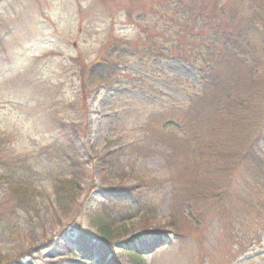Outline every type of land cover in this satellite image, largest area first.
<instances>
[{
	"label": "rangeland",
	"instance_id": "rangeland-1",
	"mask_svg": "<svg viewBox=\"0 0 264 264\" xmlns=\"http://www.w3.org/2000/svg\"><path fill=\"white\" fill-rule=\"evenodd\" d=\"M175 4L196 12L202 6L208 17L217 12L215 0H0V136L9 155L37 164L44 193L34 211L15 210L7 184L0 182V219L9 221L0 224L1 263L16 254L10 264H93L66 241L79 228L96 238L105 234L123 264H264L262 221L244 219L242 169L234 171L237 180L222 201L204 205L198 225L186 221L176 231L169 226L174 205L185 190L200 186L175 161L185 150L183 141L176 135L148 138L149 147L135 149L153 127L152 114L184 108L202 90L199 67L178 54L185 39ZM114 49L132 54L119 70ZM94 64L101 65L98 72L114 74L88 84ZM67 155L86 163L77 205L68 213L56 205L50 187V176L66 168ZM112 165L128 176L115 177ZM216 170L219 181L223 174ZM137 176L157 179L148 188ZM203 181L202 174L197 182ZM118 189L140 193L155 212L115 205ZM244 232L261 234L245 253ZM129 240L152 248L130 252Z\"/></svg>",
	"mask_w": 264,
	"mask_h": 264
},
{
	"label": "trees",
	"instance_id": "trees-1",
	"mask_svg": "<svg viewBox=\"0 0 264 264\" xmlns=\"http://www.w3.org/2000/svg\"><path fill=\"white\" fill-rule=\"evenodd\" d=\"M215 1L217 12L211 17L203 13L205 8L202 6H198L197 12L184 5L175 4L173 7L179 9L175 17L185 39L184 45L179 46L178 54L199 67L202 90L196 92L184 108L173 105L152 114L148 118L149 127H158L146 130L145 136L134 145L138 151L139 147L150 146L146 143L148 138L169 140L172 135L183 141L185 150L175 161L190 169L194 174L193 185L200 186L198 190H185L180 203L174 205L169 219L171 228L179 231L186 221L198 225L204 205L211 200L222 201L223 192L237 180L234 171L242 169L244 187H247L244 190V219L251 218L249 222L255 224L262 221L260 225L264 231V219L259 221V218H264V0ZM112 53L118 70L126 64L125 59L132 57L125 49H114ZM100 66H91L88 84L100 83L114 74L98 72ZM173 112H181L182 117L175 118ZM2 139L0 136V182L8 186L10 202L15 206L13 209L34 211L38 200L44 198L39 184L42 172L27 157L9 155ZM169 145L165 143L166 147ZM65 163L63 171H55L50 176V187L56 205L68 213L77 205V195L85 181L86 163L71 155L65 157ZM205 167L210 168L207 174ZM218 168L223 176L216 181L214 172ZM111 173L117 178L128 176L124 168L114 165L111 166ZM202 174L206 182L198 184ZM138 179L151 188L149 184H153L151 181L157 176ZM116 191L112 199L115 205H134L136 212L148 215L155 212V206H151L140 193ZM246 191L254 195L250 196ZM6 223H9L6 218L0 219L1 225ZM102 223L105 224V220ZM101 227L107 229L108 225ZM75 232V239L68 236L66 241H72L71 247L79 249L84 262L123 264L108 248L111 242L105 234L96 238L84 229L77 228ZM260 235L252 236L244 232V253L253 241L259 240ZM140 245L130 240L125 243L133 253L152 248L143 243ZM14 258H17L16 254L9 259L4 256L5 261L0 264H10Z\"/></svg>",
	"mask_w": 264,
	"mask_h": 264
}]
</instances>
